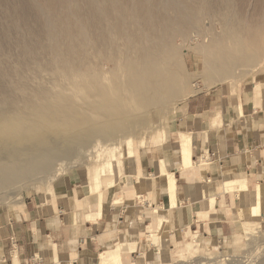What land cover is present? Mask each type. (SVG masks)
<instances>
[{
    "label": "rangeland",
    "instance_id": "1",
    "mask_svg": "<svg viewBox=\"0 0 264 264\" xmlns=\"http://www.w3.org/2000/svg\"><path fill=\"white\" fill-rule=\"evenodd\" d=\"M4 1L0 0V100H8L11 111L6 112L8 117H3L0 122V144L10 142L20 129L31 131L32 122L46 108L51 119L43 117L36 125V134L27 137L28 141L46 138L47 142L41 149L36 145L29 146V142L25 140L16 144V150L12 146L0 147V161L25 164L24 167L30 169L23 172L24 174H15L14 183L7 187L5 178L11 174H0V218L16 219L24 206L35 199L50 204L54 191L64 181H71L75 192L79 191V194L88 191L103 159L109 157L110 151L119 143L122 147L116 150L115 155L121 160L126 174L117 179L121 186L122 181L129 180L130 174H135L131 166L136 162L142 172L141 156L146 157L148 153L156 151L153 148L168 147L170 142L175 141L177 124L181 117L179 113L181 114L186 103L200 100V109L210 110L205 117L210 120L219 112L222 117V113L226 112V104L236 105L243 90L264 88V32L254 36L252 29L258 20L254 15L263 0H226L230 3L224 6L227 9L221 8L223 5L218 6L226 3L225 0H206V4L209 3L208 8L214 9L212 16L205 15L197 22V26L204 30L203 33L190 29L185 33L172 35L170 39L167 35L171 47L168 48L164 61L166 60V65H170L171 69L165 73L158 71V74L164 75L166 80L176 76L178 81L164 90L153 88L150 91V100L144 104L137 98L122 100L124 95L133 92L138 80L134 86H127L120 91L114 89L115 74L119 70L118 62L123 61V37L112 36V39L108 38L107 44L100 45L92 40L93 34L89 32V49L86 52L88 63L81 67L76 63L78 61L79 64V59L72 58L61 49L50 48L49 41L42 34V22L39 23L41 18H37L41 17L37 10V0H8L16 8V32L11 27L12 21L8 19ZM78 1L80 4L73 3V9L76 6L83 7L84 1ZM179 1L183 4L193 2L196 5L199 2ZM51 7L55 5L51 4ZM26 13L30 15L27 19L24 18ZM169 14V17L178 18L172 12ZM51 16L53 18L54 15ZM228 17L230 22L224 24L223 21ZM212 26L214 27L211 28ZM115 44H120L119 51L115 50ZM209 45H219L221 50L211 56L215 64H233L231 77H218L216 79L221 81H216L205 72L207 58L204 51ZM250 57L253 58L252 61L246 60ZM134 64L138 65V62ZM98 71H105L103 81H84L81 78L85 72L92 77ZM154 80L155 77H149L145 83ZM21 115L25 118V123L19 128L12 120L8 121L9 117L13 119ZM85 119L88 122L84 123ZM129 138L134 141V159L126 157V142ZM141 140L143 144L140 146ZM173 147L177 148V144ZM14 151L16 161L10 157ZM20 151L25 155L17 156ZM48 152H53L49 158ZM215 155L214 152L202 148L196 160L205 159L211 162ZM58 169L62 170L57 174ZM106 192L117 196V203L122 202V190L117 192L111 188ZM16 195L21 199L15 201ZM136 196L141 197L137 194ZM136 200L140 203L138 198ZM161 207L163 209L160 212L170 221L168 206H156ZM166 225L172 227L169 223ZM261 226L262 231L246 241L244 227L231 240H204L198 227L190 228L195 234L184 238L180 236L185 230L177 229L172 240H169L167 233H159L161 243L155 244L153 239L148 238V247L152 251L150 264H264V240H260L264 239V223ZM187 243L197 245L198 250L193 255ZM160 247L163 254L159 251ZM169 249L171 257L168 254Z\"/></svg>",
    "mask_w": 264,
    "mask_h": 264
},
{
    "label": "crops",
    "instance_id": "2",
    "mask_svg": "<svg viewBox=\"0 0 264 264\" xmlns=\"http://www.w3.org/2000/svg\"><path fill=\"white\" fill-rule=\"evenodd\" d=\"M235 104H226L222 117L219 112L206 120L210 110L200 109V100L186 103L179 113L175 141L153 148L155 154L141 156L143 176L137 178L135 171L128 183L121 182L120 203L117 196L106 192L100 216L97 196L88 197L87 190L79 194L71 181H64L50 204L35 199L16 219L0 218V264H30L36 256L45 264H100L101 254L117 251L119 246L124 247V263H152L148 238L150 228H157L154 209L167 205L170 212L171 207L167 177L160 175L161 157L176 176L180 204L175 224L158 232L167 233L169 240L177 229L185 230L180 236L184 238L195 234L190 228L196 227L204 240H231L243 227L240 218L248 216L253 206L264 219V88L243 90ZM183 133L191 136L189 169L180 165ZM202 148L216 154L213 161L196 160ZM233 180L248 182V199L226 190L225 183ZM140 192L144 195L136 196Z\"/></svg>",
    "mask_w": 264,
    "mask_h": 264
},
{
    "label": "bare ground",
    "instance_id": "3",
    "mask_svg": "<svg viewBox=\"0 0 264 264\" xmlns=\"http://www.w3.org/2000/svg\"><path fill=\"white\" fill-rule=\"evenodd\" d=\"M37 1L38 2L36 3L39 4L37 5L38 8L37 10L39 11V14H41V17L37 16V18L39 20L41 18V21L39 23L42 22V28H43L42 34L45 36V39L49 41L50 48L51 49L54 48V50L61 49L72 58L75 57L79 59V64L78 61H76L78 66L83 67L85 66L86 63H88V60L86 59L87 58L86 52L89 49V43H88L90 40L89 32L93 34L92 40L93 41L95 40V43L97 42L100 45L107 44L108 38L112 39V36H115V38H117L118 36L119 38L123 37V41H124L122 44V47L124 48V50H122L123 51L122 53L124 54L122 58L123 61L118 62L119 70L115 74L116 80H114V84H115L114 89L120 91L121 89L127 86L130 85L134 86L135 81L138 80L136 81L137 85L133 87L135 88L133 92L124 95L122 100L125 99L131 100L137 98V100L143 104L147 100H150L151 98L150 91L153 90V88L158 87L160 90H164L178 81V77L176 76L175 77L172 76L170 80H166L164 78V75L158 74L159 73L158 71L165 73L167 71H170L171 69L170 65L167 66L168 64L165 63L166 60L164 61V58H166V53L168 51V48L171 47V43L167 39V35L170 39L171 38L170 36L172 35L174 36L177 33H185L190 29H197L199 33H203L204 30H202L201 27L197 26V22L202 20V17H205V15L212 16L213 15L212 9H214L212 5L211 6L209 5L212 8H208L207 4L209 3L206 4V0H199V2H197V5L196 3L193 2H189L188 4L185 3L183 4V2L181 3L179 0H83L84 1L83 7L79 8L78 6H76L75 9H73L74 8L73 3L78 4L79 3L78 0L77 1L75 0V2L74 0H37ZM222 1H219V3L220 2L222 3ZM4 2L5 3L3 4L6 6L8 19L12 21L11 27L16 32V25H15L16 23H14V21L16 20V8L12 4H10L8 0H5ZM213 2H215L216 4V1ZM225 2L226 3L223 2V4L220 5L218 4V6L220 7L221 5H223L221 7L223 8L224 6L230 4L227 3L226 0ZM51 4L52 6L55 5V7H51ZM218 6L215 7L218 8ZM232 7L233 5L230 7V9ZM170 12L178 16V18L175 19L169 17L171 16L169 14ZM213 12L215 13V10ZM51 15H54L53 18ZM29 16L30 15L27 13L24 14L25 19H27ZM254 16L257 17L256 19H258L256 20L255 26L252 27L255 36L260 32H264V0L260 1L259 10L257 11V13H255ZM230 17H228L229 19L227 18L223 21L225 22L224 24L230 22L229 21ZM213 27L214 26H212L211 28ZM109 46L112 47L113 45H109ZM119 46L117 44L114 45L116 51H119L118 50L120 49ZM218 51H221L219 49V45H215V46L209 45L206 51H204L207 58L205 72L209 73V76H212L213 80L221 81L216 78L225 77L227 79L232 76L231 68L233 67V64L227 62L222 65L215 64V62L211 59V56ZM64 52L63 55L65 56ZM245 55L247 56V54ZM71 57H69V59ZM252 59L253 58L250 57L247 58L246 60L252 61ZM60 60L62 63V59ZM133 62L134 63L138 62V65H135ZM103 73H100L98 71L97 74L91 77L89 76V74L85 72L83 74L84 77L82 75L81 78H83L84 81L90 79L95 82H100L103 81L104 78ZM156 74L158 76H156ZM149 77H155V80L151 81L153 83L151 82L145 83L146 78ZM109 84L111 85L112 83L109 82ZM181 95L183 96L182 93ZM114 104L116 105V102ZM10 108L11 105L8 100H0V122H2L3 117H8L6 115L8 113L6 112H9V110L11 111ZM48 115H49V110L46 108V110L40 112L36 116L35 121L32 122V130H31L32 133L30 130L29 132H26L20 129V132H17L16 136L12 137L10 142H4L0 144V147L10 148V146H12V148L16 150V144L18 145L19 143H21V141L24 140L28 141L29 139H27V137H29V135L32 136L35 135L36 134L35 128L37 123L40 122L45 116L50 117ZM11 120L12 123H16V126H18V128L21 126V124L25 123L24 121L25 118L22 115L13 119L9 117L8 121ZM86 122H88V120L85 119L84 123ZM81 126H85V124H81ZM220 136L221 138L223 137L222 130L220 131ZM190 137L191 136L183 133L181 134V138L179 140L180 158H181L180 165L184 169L191 168L193 162L192 159L193 152L191 151ZM46 140H47L46 138L45 139L40 138L39 140L34 139L32 141H28L29 142L28 145L29 146L36 145L39 147L38 149H41L42 145L47 142ZM126 143L128 148L126 157L134 159L136 156L134 141L129 138ZM142 144H143V140L140 141V146ZM120 147L122 146L119 143L117 146H115L112 149V151H110L109 157L103 159L104 161L103 163H101L100 169L93 177V184L87 191L88 197L97 196L99 216L101 215V209L104 204L105 192L111 188L115 189V191L117 192L118 191L120 192L122 190V188L117 183V179L122 177L125 173H124V168L121 165V160L118 159V157L115 155L116 150ZM24 155L25 154L22 153L21 151L17 153V156H24ZM51 155H53V152H48L47 158H49V156ZM10 157L11 159L14 158V161H16V151L10 154ZM158 164L160 168V175L167 177V181L165 183L166 191L168 192L167 194L170 196V204H171L170 212L168 214L170 218L173 219V221L166 220L167 218L160 212V210L163 209L162 207L155 208L154 212L157 217V226L159 227L156 228V231L150 228V235H149V237L154 240L155 244L161 243L160 241L162 240L158 232L163 230L167 226L166 224L168 223L170 224V222H172L171 225L175 224L177 220L176 208L178 207V200L176 197V187H177L176 176H174V174L169 171L166 161L162 157L160 158ZM137 165L138 164L136 162V164H133V167L132 166L131 167L132 170L136 171L137 178H141V176L143 175L141 174L139 167ZM21 166L23 167L21 168ZM24 166L25 164L16 165V162H9L5 160L0 161V174L6 172L11 174V176L8 178L4 177L6 179V180L4 179L6 181L5 182L6 187L14 183L13 176L15 174L16 175H18L19 173L24 174L25 172H27L26 170H30L29 168L26 169V167ZM61 170L58 169L56 173L57 174L60 173ZM225 187L228 192L248 199L250 187L247 181L245 180L227 181L225 183ZM153 188H155V183L153 185ZM137 195L142 196L143 193L140 192L137 193ZM20 199H21L20 196L17 195L15 196V201ZM238 212L240 213V211ZM240 219L241 220L239 222L243 224V227L245 229L244 231L245 241L252 239L254 234H258L263 229L261 224L264 223V219L259 214V209L255 206H253L249 210L248 216L241 217ZM260 240H264V239H260ZM187 245L189 246V249L191 251L190 253L192 255L194 252L198 250L197 245H194L193 243H187ZM123 250L124 247L119 246L117 251L101 254L100 264H126L124 263L122 257ZM159 251L161 254H163V249L161 247L159 248ZM168 254L171 257V249H169ZM128 264H137V263L132 262ZM194 264H207V262L206 263L196 262Z\"/></svg>",
    "mask_w": 264,
    "mask_h": 264
},
{
    "label": "built area",
    "instance_id": "4",
    "mask_svg": "<svg viewBox=\"0 0 264 264\" xmlns=\"http://www.w3.org/2000/svg\"><path fill=\"white\" fill-rule=\"evenodd\" d=\"M30 264H44V261L42 257L36 256L31 259Z\"/></svg>",
    "mask_w": 264,
    "mask_h": 264
}]
</instances>
